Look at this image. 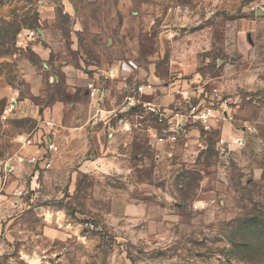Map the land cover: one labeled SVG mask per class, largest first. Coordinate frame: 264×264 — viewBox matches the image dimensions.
<instances>
[{
  "label": "rangeland",
  "instance_id": "1",
  "mask_svg": "<svg viewBox=\"0 0 264 264\" xmlns=\"http://www.w3.org/2000/svg\"><path fill=\"white\" fill-rule=\"evenodd\" d=\"M118 61L155 86L141 101L184 112L182 94L216 93L231 121L152 142V118L123 110L130 87L98 70ZM89 80L106 118L91 138L73 130L93 114ZM0 82L35 110L8 122L0 153L44 121L58 147L49 170L23 163L0 192V264H264V0H0Z\"/></svg>",
  "mask_w": 264,
  "mask_h": 264
},
{
  "label": "built area",
  "instance_id": "2",
  "mask_svg": "<svg viewBox=\"0 0 264 264\" xmlns=\"http://www.w3.org/2000/svg\"><path fill=\"white\" fill-rule=\"evenodd\" d=\"M26 38L29 41H36L39 39V35L31 30L27 31ZM98 70L102 72L101 76L107 80H115L125 87H130L132 94L124 99L123 110L125 113H128L138 108L146 116H150L153 125L152 127H148L147 130L152 142L158 145H175L180 139L186 138L187 133L192 131L194 127H199L204 134H207L213 128V123L231 121V118L226 113V101H222L216 93L211 95L209 102L200 100L198 103H191V98L194 95L187 96L182 94L181 104L185 105L184 112H173L171 109L162 107L159 103L141 101L139 99L141 96L151 91L154 92V90L156 92V89L149 79L140 77L139 67L133 61L114 62L107 65L105 69ZM98 75L100 76V74ZM103 96L104 92L101 86L95 80H89L86 97L89 99L91 109L93 110L90 118V123L93 126L101 123L106 125V118H103V112L98 105ZM15 108V104L10 103L2 111L0 120L2 122L7 121ZM124 123V131L129 132L131 129L127 120ZM40 124H43L45 131L39 132L34 140L35 134L29 135L30 137L25 140L26 145L34 146V152L29 157L28 164L35 171L49 170L52 166V157L58 150L56 143L51 138L55 134L57 125L51 121L40 122L38 126ZM43 126L41 127L43 128ZM249 132L253 134L255 129H250ZM242 134H244V128H242ZM197 143L199 146L203 144L201 140H198ZM230 143L234 147H241L245 144V139L242 135L236 136L230 140Z\"/></svg>",
  "mask_w": 264,
  "mask_h": 264
},
{
  "label": "crops",
  "instance_id": "3",
  "mask_svg": "<svg viewBox=\"0 0 264 264\" xmlns=\"http://www.w3.org/2000/svg\"><path fill=\"white\" fill-rule=\"evenodd\" d=\"M42 54H43L42 56H45L44 53H42ZM33 65H34L33 63L30 64L31 67H33ZM64 68H66L64 70H69V69H67L68 66H65ZM27 69H29V68H27ZM66 72H68V71H66ZM21 75L26 80H29L30 76H31V75H28V71H26V70L21 71ZM73 75H75V74H72V77H74ZM80 80L81 79H79V80L75 79L74 81L80 82ZM68 82H70V81H68ZM81 82H83V81H81ZM84 82H85V80H84ZM72 84L77 85L78 83L76 84V82H75ZM18 92H19L18 90H14V89L9 90V87H7L6 85H4L0 82V101L4 98H7V99H9L10 103L15 101L13 103L16 106L14 112L9 115V118L7 121L2 122L0 120V138L4 136V130L8 127V122H10L11 120L12 121L13 120H28L29 118L30 119L35 118L34 117V113H35L34 108H32L30 105H27L28 103H25V102H28V98H25L26 96H24L22 98ZM56 103H57V112L61 113L62 110H64L65 101H64V99L58 98V100H56ZM46 107H48V106H46ZM46 107L44 108L45 109L44 111L39 112L37 110L38 113L47 115L49 113V108H46ZM5 108L0 107V116L2 114V111ZM58 119H60L59 116H57V120ZM75 123L76 124L73 126V130H82L83 128H86V127L88 128V125H89L90 129H87V133H86L89 138H91L93 135H99L103 132V131L102 132L100 131L101 133L99 132L97 134L96 129H98V128L95 129V127L93 125H91L89 121H88V124L87 123L80 124L79 121H75ZM63 126L61 125V130L64 129V131H65L69 128V126H64L65 128ZM80 133H81V131H80ZM29 135H31V134H29ZM29 135L24 133V132L18 133L16 135V138H15V142L18 145V148H16V151L15 152L13 151L12 154H8V155L4 154V153H2V154L0 153V192L8 193V192H12L13 190H15V187L10 186L9 182L11 179L9 177L11 174H12V176L17 174L18 170H20L23 163L28 164L27 161H28L29 157L34 152V146H28L25 143V140L30 137ZM36 137H37V134H35L33 140ZM28 166H29V164H28Z\"/></svg>",
  "mask_w": 264,
  "mask_h": 264
}]
</instances>
